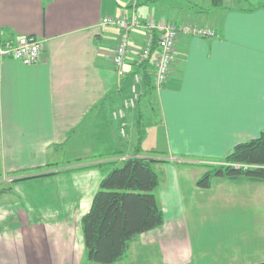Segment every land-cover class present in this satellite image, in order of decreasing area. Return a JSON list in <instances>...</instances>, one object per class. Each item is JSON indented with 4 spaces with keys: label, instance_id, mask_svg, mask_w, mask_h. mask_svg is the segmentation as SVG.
Segmentation results:
<instances>
[{
    "label": "crops",
    "instance_id": "1",
    "mask_svg": "<svg viewBox=\"0 0 264 264\" xmlns=\"http://www.w3.org/2000/svg\"><path fill=\"white\" fill-rule=\"evenodd\" d=\"M133 11L216 36L177 43L173 72L154 95L153 124L168 155L156 162L169 171L156 189L165 222L134 238L113 264L145 249L157 264L264 261V180L217 176L208 188L197 185L205 165L264 130V0H0V38L44 41L36 63L0 59V264L85 262L82 217L108 167L68 169L115 150L123 155L99 161L122 162L136 150L143 96L124 137L112 115L129 93L113 64L119 30L102 24ZM141 34L131 33L133 56ZM21 177L32 178L14 182Z\"/></svg>",
    "mask_w": 264,
    "mask_h": 264
},
{
    "label": "trees",
    "instance_id": "2",
    "mask_svg": "<svg viewBox=\"0 0 264 264\" xmlns=\"http://www.w3.org/2000/svg\"><path fill=\"white\" fill-rule=\"evenodd\" d=\"M213 3L221 6L223 0H213ZM129 68L128 75L121 79L120 90L130 85L132 67ZM136 69L144 73L142 96L147 93L153 94L155 87L150 62L147 61ZM138 113L135 119L138 127V140L132 156L126 157L122 162L118 160L99 161L100 158L108 155L121 156L123 151L97 153L91 156V159H94L92 163L68 169L72 171L108 167L90 210L82 217L85 254L89 260L97 264H113L123 259L134 238L143 232L162 226L165 222L163 209L155 193L160 180L152 164L166 160L138 156L142 152V141L147 135V130L143 128L145 119L141 109ZM205 166L206 172L197 181V185L202 188H208L212 179L217 176L263 181L264 130L257 138L237 144L222 163ZM49 174L51 173L33 177ZM29 178L32 177L16 178L14 182ZM3 191L4 188H0V192ZM255 264H264V261Z\"/></svg>",
    "mask_w": 264,
    "mask_h": 264
},
{
    "label": "built area",
    "instance_id": "3",
    "mask_svg": "<svg viewBox=\"0 0 264 264\" xmlns=\"http://www.w3.org/2000/svg\"><path fill=\"white\" fill-rule=\"evenodd\" d=\"M102 24L119 30L113 55L114 69L119 78H125L129 67H132L129 93L112 112L113 117L120 122L121 135L125 137L129 127L128 113L137 108L143 94L144 73L136 68L149 61L155 90L160 91L173 72L179 56L177 43L180 38L183 35L215 37L216 31L192 22L178 23L153 16L144 18L137 11L130 15H107L102 18ZM136 30L142 33V41L133 56L130 37ZM43 49L44 41L35 35L0 38V59L10 57L32 64L41 59Z\"/></svg>",
    "mask_w": 264,
    "mask_h": 264
},
{
    "label": "rangeland",
    "instance_id": "4",
    "mask_svg": "<svg viewBox=\"0 0 264 264\" xmlns=\"http://www.w3.org/2000/svg\"><path fill=\"white\" fill-rule=\"evenodd\" d=\"M242 3H243V6L247 5V3L245 1H243ZM248 4H250V3H248ZM155 92H158V91L155 90L154 93L151 95L149 93L145 94L143 96L141 106H140V109L143 113L142 116L145 119L144 120L145 125L143 126V128L147 130V135L142 141L143 152L141 155L145 156V157L167 159L168 155L163 148L164 147V145H163L164 141H163L162 136L160 135V133H162V131L159 128H155L156 125L153 124L155 122V120L159 119L158 117L160 114L158 112L156 98L154 97ZM136 117H137V115H136ZM134 125H135V121H134ZM137 129H138V127L135 125L134 132H133V135H134L133 141L134 142H136L138 140ZM128 132H127V136H128ZM127 136H125V137H127ZM152 167L157 172L161 184L163 182H165L166 173L169 174V171L166 167V164H164L162 162L161 163L154 162L152 164ZM1 185H3V184H1ZM2 187L3 186H1L0 188L3 189ZM155 193L157 195V198L159 199L158 193L156 192V190H155ZM150 255H151V251H147L146 249L142 252H141V250H138L137 255L134 257H132L130 255V253H128V258H125L124 262H122L121 264H157L156 259H154V257H152ZM83 264H97V263L89 260L88 258H85V262H83Z\"/></svg>",
    "mask_w": 264,
    "mask_h": 264
}]
</instances>
